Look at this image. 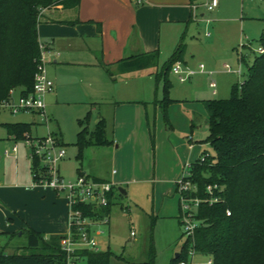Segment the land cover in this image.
Wrapping results in <instances>:
<instances>
[{"label":"rangeland","instance_id":"obj_1","mask_svg":"<svg viewBox=\"0 0 264 264\" xmlns=\"http://www.w3.org/2000/svg\"><path fill=\"white\" fill-rule=\"evenodd\" d=\"M194 1L198 10L189 25L185 24L182 29L189 63L184 65L196 68L203 63L208 74H197L181 82L171 70L167 95L176 101L166 109L161 107L158 115L143 104L136 108H122L117 117L115 105L105 99L115 92L113 78L119 77L120 73L111 74L101 54L94 56L86 52L80 55L85 57L84 60L60 63V73L73 79H63L57 96H51V92L45 95V114L32 110L14 114L0 109V142L7 130L5 123L18 119L31 123L33 136L52 133L60 139L59 133H62L66 155L60 161V173L66 182L75 183L80 176L87 175L115 183L111 221L99 224L95 231L105 230L100 235L103 241L99 244L100 249L113 253L107 264L146 261L152 246L156 264H168L176 253L182 251L187 236L177 217L179 199L174 195L172 168L182 160L183 171L203 152L215 154L213 146L205 141L209 130L208 111L197 100L230 97L233 85L247 78L250 66L259 54L258 47L264 34V0H219L221 14L217 13L219 8L209 11L203 7L205 0ZM202 12L204 16H201ZM207 20L210 23L206 24ZM207 31L211 36L205 35ZM52 50H61V43ZM167 53L164 52L161 61L167 60L172 52ZM241 55L245 59H241ZM54 58L49 56L48 75L54 66ZM225 63L232 69L240 68L241 72H227L223 66ZM156 72V67L145 64L122 73L120 78L131 79L129 88L135 93L131 96L162 100L165 82L161 79L156 83ZM135 78L138 83L132 82ZM212 80L217 82V94L210 85ZM152 86L155 94L149 92ZM88 113L85 124L89 130H95L103 119L107 137L115 141L106 145H88L80 152L76 144L78 132L82 129L80 121L86 120ZM16 143L20 148L24 144L22 139ZM8 148L10 145L5 148L0 145V153ZM12 164L15 167L16 163ZM0 205L7 207L8 203L0 200ZM6 219L10 220L0 212V223L4 224ZM20 232L14 237L0 233V246L10 240L8 251L19 246L21 252L33 251L26 248L27 234ZM206 259L207 255L198 253L195 261L204 263ZM78 264L90 263L84 257Z\"/></svg>","mask_w":264,"mask_h":264},{"label":"trees","instance_id":"obj_2","mask_svg":"<svg viewBox=\"0 0 264 264\" xmlns=\"http://www.w3.org/2000/svg\"><path fill=\"white\" fill-rule=\"evenodd\" d=\"M79 4L80 0H0V102L12 90L19 89L21 95H27L33 88L40 55L38 26L44 10L77 8ZM98 27L101 31L100 23ZM260 43L264 47V34ZM183 52L184 44L179 43L157 74V80L165 82V96L160 100L164 109L174 101L167 95L168 76L174 63L183 59ZM157 58L158 52H154L142 61L156 63ZM204 105L209 113V134L205 141L213 146L215 154L205 161L200 156L191 164L193 180L199 185L200 194L208 184L224 186L226 203L202 204L197 208L201 224L195 234L196 249L213 256L215 264H264V53L255 56L247 78L233 85L230 97L209 98L204 100ZM89 113L86 120L80 121L82 129L76 142L80 152L88 145L114 142L106 135L103 119L95 130H89L85 124ZM5 127L17 139L30 133V124L25 122H7ZM152 141L155 142V132ZM228 208L232 210L230 216L226 213ZM107 209L83 207L87 215L102 216ZM22 231L28 237L26 248L33 251L21 252L20 246L8 251L10 244L6 243L0 246V264H65L63 235L46 236L31 227ZM188 248L189 241L170 264L185 258ZM80 255H86L90 264H107L113 253L86 249ZM127 264H156L154 247L148 260L127 261Z\"/></svg>","mask_w":264,"mask_h":264},{"label":"crops","instance_id":"obj_3","mask_svg":"<svg viewBox=\"0 0 264 264\" xmlns=\"http://www.w3.org/2000/svg\"><path fill=\"white\" fill-rule=\"evenodd\" d=\"M192 4H195L194 0H80L77 8L54 7L45 9L38 26L39 40L41 38L51 49L61 43L59 54L54 55L55 58L52 62L54 66L48 71L49 77L55 83V89L49 94L57 96V90L60 84L63 83V79H73L69 78L72 76L64 77L66 75L60 73V63L62 65L84 60L85 57L82 58L80 56L83 52L94 56L101 54L103 62L107 66L109 65L107 69L110 73L113 75H116L117 72L120 73L119 77L113 78L112 88L115 92H113L111 97L105 99L106 102L115 105L117 117L120 109L136 108V106L140 107L143 104H147L153 110V113L158 115L162 107L160 100L156 99L153 101V99L147 100L139 96H131L135 94L129 88L128 83L131 82V79L120 78V75L149 64L156 67L157 72L154 78L156 83H158L160 79L157 80V74L161 71L163 64L171 57L179 43H185L182 29L185 24L189 25V21L193 20L194 11ZM217 8H219L217 13L221 14L220 3ZM204 15L205 13L202 12L201 16ZM49 19L53 21H49ZM76 19L79 20L77 23H68ZM98 23L101 24V31ZM205 35L209 37L211 33L210 35L205 33ZM165 51L168 52L167 54L172 53L167 60L161 61V56H163ZM154 52H158L156 63L154 61H148L147 63L142 61L146 55ZM186 57L184 49L181 61L184 64H189ZM135 59H139V64H135ZM133 65L136 66L132 67ZM132 82L138 83V78L133 79ZM122 84L125 85V88L122 87ZM153 91L155 94V87L153 88L152 86L149 92L153 93ZM217 92L218 90L214 94H217ZM14 93V95L18 96L20 90L16 89ZM206 99L197 101L205 107L204 100ZM173 100L176 101L175 98ZM95 103H98V101H95ZM12 122L29 123L21 119ZM29 124L31 132V123ZM42 135L45 134L43 133ZM59 135L61 142L64 144L62 133H59ZM0 139L2 138L0 137ZM3 139L0 145L4 148L6 145H10V149H4L0 153V200H4L8 203V206L0 205V212L10 220L6 219L4 224L0 223V233H6L9 237H14L19 231L23 232V229L31 227L46 236L51 234L64 236L70 229V208L67 195L59 194L53 189L44 186L30 187L32 177L28 148L24 144L21 148L18 145V151L16 153L12 152V147L18 139L15 135H11L8 130H6ZM7 150L9 151L8 154L6 153ZM197 159L198 157L190 164ZM12 163H16L15 167ZM183 165L184 161L181 160L176 162L172 168L174 174V195L176 196L175 180L181 173ZM120 190L122 193H126L122 188ZM111 197L113 198V194ZM112 204L111 200L107 213L103 214L108 215L110 221ZM179 213L178 204L177 217L180 222ZM97 226L99 224L94 225V232L97 230ZM103 233H105V230L102 232L98 230L96 233L99 243L103 241L102 237H100ZM6 243H10V240ZM102 251L104 250L100 249L99 244V250L95 252ZM84 257L87 258L86 255H81L79 263ZM172 258L168 264H170ZM198 264L203 263L200 262Z\"/></svg>","mask_w":264,"mask_h":264},{"label":"built area","instance_id":"obj_4","mask_svg":"<svg viewBox=\"0 0 264 264\" xmlns=\"http://www.w3.org/2000/svg\"><path fill=\"white\" fill-rule=\"evenodd\" d=\"M218 5L219 0H205L202 3V6L209 11L216 9ZM197 7V4H192L194 14ZM207 22L209 23L210 20ZM206 34L210 35V32L207 31ZM258 53H264L263 46L258 47ZM58 54V51L52 50L47 44L40 41V55L37 60L32 90L27 95L19 94L18 96L14 95V90H12L9 97L0 102V109L14 114L29 110L40 111L45 114V95L55 88L53 79L47 73L46 65L50 55L56 56ZM224 68L228 72H241L240 68L232 69L228 63L224 64ZM172 70L178 75L181 82H185L198 73L206 72V67L200 63L198 67L193 68L178 60L174 63ZM210 85L216 92L217 82L212 80ZM22 140L30 151L32 177L30 187L44 186L59 194H66L68 197L70 229L61 239V248L66 257L65 264H78L81 251L86 249L99 250L97 235L93 231L94 225L107 224L110 221L108 215H87L83 207H109L115 183L108 180L92 179L87 175L80 176L75 183L66 182L60 173V161L66 155V148L60 139L52 133L44 136H33L26 132ZM17 151L18 144L15 142L12 152L16 153ZM6 153L8 154L9 151L7 150ZM209 155V153H204L201 156V161H205ZM191 168L192 165L189 164L175 180L176 194L179 199L180 222L184 234L187 236V241H189L187 256L178 260L176 264H198L195 261L199 253L196 249L195 234L201 220L197 217V208L202 204L214 206L219 203H226L225 187L218 183L208 184L200 194L199 185L193 180ZM226 213L230 216L232 210L228 208ZM102 231L99 230V232ZM203 264H215L214 257L207 255Z\"/></svg>","mask_w":264,"mask_h":264},{"label":"water","instance_id":"obj_5","mask_svg":"<svg viewBox=\"0 0 264 264\" xmlns=\"http://www.w3.org/2000/svg\"><path fill=\"white\" fill-rule=\"evenodd\" d=\"M122 191H123V190H122ZM124 192H125V191H124ZM20 233H22V232H20ZM179 254H180V252L176 253V254H175V257H178Z\"/></svg>","mask_w":264,"mask_h":264}]
</instances>
